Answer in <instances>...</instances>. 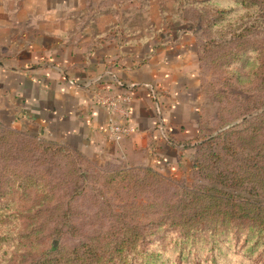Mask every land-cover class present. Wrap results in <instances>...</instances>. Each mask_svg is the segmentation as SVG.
Segmentation results:
<instances>
[{
    "label": "rangeland",
    "instance_id": "rangeland-1",
    "mask_svg": "<svg viewBox=\"0 0 264 264\" xmlns=\"http://www.w3.org/2000/svg\"><path fill=\"white\" fill-rule=\"evenodd\" d=\"M83 1L92 9L103 2L113 4L116 22L131 33L144 32L146 38L173 24L196 26L203 46L205 134L194 146L190 165L180 167L175 176L159 173L164 179L120 161L87 162L75 151L16 134L0 120V236L7 234L0 242V264H34L88 242L96 250L109 247L129 236L134 225L157 223L163 212L171 213L182 187L212 182L215 172L208 168L236 175V183H219L223 191L247 197L256 191L264 201V0H255L257 6L250 11L235 0ZM14 6L12 11L21 7L19 2ZM119 10H125L123 18ZM252 20L255 26L244 31ZM253 151L258 153L256 165L247 158ZM196 160L201 170L194 168ZM161 235L163 244L157 241L152 248L163 250L168 244L160 249L165 264H192L180 263L169 239L162 238L166 233ZM239 246L201 264H263L261 248L250 254Z\"/></svg>",
    "mask_w": 264,
    "mask_h": 264
},
{
    "label": "crops",
    "instance_id": "crops-1",
    "mask_svg": "<svg viewBox=\"0 0 264 264\" xmlns=\"http://www.w3.org/2000/svg\"><path fill=\"white\" fill-rule=\"evenodd\" d=\"M117 19L108 2L92 9L83 0H0V120L91 163L120 161L175 176L203 135L197 33L173 24L146 38ZM110 92L131 99L117 118L133 131L119 141L97 100Z\"/></svg>",
    "mask_w": 264,
    "mask_h": 264
},
{
    "label": "trees",
    "instance_id": "trees-1",
    "mask_svg": "<svg viewBox=\"0 0 264 264\" xmlns=\"http://www.w3.org/2000/svg\"><path fill=\"white\" fill-rule=\"evenodd\" d=\"M235 3L240 4L244 11H250L253 6H257L255 0H235ZM227 12H224V16L228 15ZM255 24V21L252 20L250 25L244 26V31H249ZM195 27L194 30L197 29ZM195 32L197 33V30ZM239 34L245 35L243 32ZM198 45L200 55H202L203 46L199 37ZM5 126L14 130L16 134L38 140L39 144L68 149L84 156L77 150L44 140L36 135L17 131L8 124ZM204 126L205 124L202 122L203 135L205 134ZM207 142L211 143V140L209 139ZM199 145L198 143L195 148ZM257 155L258 153L253 151L247 154V158L256 165L255 157L257 158ZM215 159L214 163L218 165L220 157L217 156ZM86 161L89 162L88 158ZM142 168L146 172L165 177L159 174L161 172L151 167ZM194 168L201 170L203 166L196 160ZM208 170L215 172V176L211 175L210 177L212 182L193 187L192 184L184 189L182 187L183 194L178 205L175 209L169 210L171 213L163 212L158 216L157 223L148 221L142 227L134 225L131 227L129 236L109 247L96 250L94 243H83L70 250L60 251L58 256L35 260L34 264H157L159 262L165 264L166 258L163 259L162 251L168 244L164 245L163 250L159 246H156L157 249L152 248L157 241L163 244L160 241L161 232L166 233V236L162 238L169 239L180 263L191 261L192 264H201L203 261H215L220 251L230 250L237 245L240 247L241 243L242 250L250 254H254L261 248L260 256L264 264V201L259 200V194L256 191L255 195L249 191L248 197L240 196L238 191H223L218 187L219 183L226 182V179L236 183L239 181L236 175L228 177L219 171L218 167L214 170L208 168ZM159 233L160 235L154 240V236ZM6 235L3 233L0 236V242L6 239Z\"/></svg>",
    "mask_w": 264,
    "mask_h": 264
},
{
    "label": "built area",
    "instance_id": "built-area-1",
    "mask_svg": "<svg viewBox=\"0 0 264 264\" xmlns=\"http://www.w3.org/2000/svg\"><path fill=\"white\" fill-rule=\"evenodd\" d=\"M97 100L103 106H105L112 115L110 118V136L116 141L122 140L124 137L129 136L133 131L131 125L127 119H125V121H119L117 118V113L120 110L119 108L122 102L130 103V96H120L110 92L108 94L98 95ZM122 115L128 116V111L122 110Z\"/></svg>",
    "mask_w": 264,
    "mask_h": 264
},
{
    "label": "water",
    "instance_id": "water-1",
    "mask_svg": "<svg viewBox=\"0 0 264 264\" xmlns=\"http://www.w3.org/2000/svg\"><path fill=\"white\" fill-rule=\"evenodd\" d=\"M56 245V244H55ZM55 245H54V247H55Z\"/></svg>",
    "mask_w": 264,
    "mask_h": 264
}]
</instances>
